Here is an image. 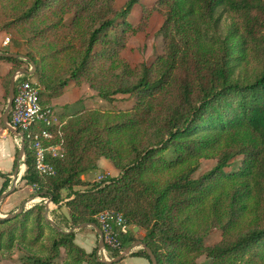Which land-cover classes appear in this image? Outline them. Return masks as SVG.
Listing matches in <instances>:
<instances>
[{
    "label": "trees",
    "instance_id": "trees-1",
    "mask_svg": "<svg viewBox=\"0 0 264 264\" xmlns=\"http://www.w3.org/2000/svg\"><path fill=\"white\" fill-rule=\"evenodd\" d=\"M114 2L104 0L95 12L100 27L88 35L73 77L108 57L111 69L120 72L112 84L100 88L99 97L111 103L117 96L136 101L116 117L101 111L84 115L83 109L62 127L54 124L52 144L63 148L64 157L52 161L56 173L45 177L36 170L27 146L24 185L58 207L63 193L69 192L71 228L86 223L100 227L96 216L104 211L121 214L129 226L146 231L141 241L158 264H198L202 256L211 260L209 264H264V0H157L148 12L155 9L164 17L158 33L165 51L152 64L136 67L121 56L124 40L109 35L119 28L122 35L129 29L144 30L143 21L137 28L128 23L143 0H127L110 19ZM59 13H74L69 33L85 15H92V9L75 0H32L12 23ZM116 16L123 21L119 25ZM56 30L49 28L51 33ZM99 42L105 48L95 53ZM1 60L21 61L0 56ZM101 77L98 73L96 79ZM68 85L48 86L50 100L60 97ZM239 157L241 168L226 173ZM101 158L111 161L119 177L97 184L84 181L82 176L96 170ZM202 159L216 160L217 165L194 179ZM0 177L1 196L10 180L2 172ZM36 207H41L42 216L44 207ZM19 217L0 220V225ZM212 228L221 229L223 239L207 246L204 236ZM54 232L51 255L28 257L23 264H53L61 248L76 263L102 264L97 250L89 253L76 243L75 232ZM137 241L129 231L122 251ZM120 254L114 252L113 257ZM131 256L150 262L144 249Z\"/></svg>",
    "mask_w": 264,
    "mask_h": 264
},
{
    "label": "rangeland",
    "instance_id": "rangeland-1",
    "mask_svg": "<svg viewBox=\"0 0 264 264\" xmlns=\"http://www.w3.org/2000/svg\"><path fill=\"white\" fill-rule=\"evenodd\" d=\"M32 0H0V53L3 54H18L25 57L35 58L37 72L31 78L38 81L43 87L42 105L51 110L53 115V122L56 126L62 127L67 122L70 116H73L77 111L86 110L84 115L89 112L101 111L104 114H111V116H119L123 110L131 107L135 103V99L127 96H117L115 102L104 101L99 97L100 88H106L107 84H112L115 75L120 72L111 69V61L108 57L98 60L92 67V70L86 71L78 77H73L83 57L85 50V42L88 35L95 29L100 27V23L94 20L95 12L103 5L104 0H75L78 6L85 8L88 5L92 9V15L88 14L83 17V21L79 24L73 25L68 29L73 21L74 13L67 15L57 14L49 16H42L38 19H33L24 23H12L14 19L19 17L30 6ZM127 0H115L113 4V14L109 16L113 19L114 15L119 13L124 7ZM157 3V0H148L142 3L139 7L133 9L131 15L128 17V23L133 28H137L142 21L145 24L143 31L134 33L129 29L126 34L122 35L121 28L118 31L110 32L109 38L124 40L125 47L121 50V56L125 59L131 67H136L141 63L148 65L152 64L158 56L165 51L164 38L159 35V30L164 23V17L157 11L152 9ZM146 8V11L144 9ZM146 13L147 16L144 14ZM118 16H116L117 19ZM144 18V19H143ZM63 21L62 25L60 21ZM122 19H117V25L122 23ZM10 23L13 26H8ZM55 26L57 29L54 33L49 31V28ZM8 43L6 44V42ZM105 48L102 42H99L94 52L98 53ZM31 56V57H30ZM19 62L0 61V134L11 136L13 162L17 161L20 147L9 132H7L2 124V117L7 108L9 100V88L13 74L19 68H26L31 70V63L22 59ZM101 73L102 77L97 80V74ZM61 82H68L70 88L82 87L83 95L81 100L71 106L53 105L49 98L47 87H54ZM85 87V89H84ZM123 98V99H121ZM61 150L63 148L61 147ZM64 151V150H63ZM242 157L234 159L225 169L226 173L236 172L241 168ZM22 167L24 161L21 162ZM7 164V162H6ZM217 165V161L213 159H202L200 167L193 175L194 179L201 178L212 172ZM5 172V164H0ZM14 165L9 169L7 175L10 180L11 190L14 183L13 176L15 171ZM26 166L21 175L25 174ZM103 175V174H102ZM101 177V176H100ZM98 177L97 179L99 180ZM109 178V176L103 175ZM1 179V178H0ZM96 179V180H97ZM4 182V180H3ZM96 184L98 183L95 181ZM93 182V183H95ZM3 184V183H2ZM24 182L19 180L17 182L16 192L12 194L0 205V216L2 218L7 215L16 213L24 202H26V211L19 215V219L12 223L0 225V264H23L28 257L48 258L51 255V246L53 240L56 238L54 227L46 219V199L40 198V195L35 194L31 186L26 188ZM26 188V189H25ZM86 187H76L77 190H84ZM90 188V187H87ZM25 189V190H24ZM69 192L63 193L65 197L61 203V207L52 204L48 211V218L52 220L56 226L63 231H70L71 224L66 221L62 207L65 203ZM33 198H35L33 200ZM43 206V215H40L41 207ZM135 226V225H133ZM82 229L80 232H84ZM87 230L94 229L90 228ZM138 240L146 236V231L136 226ZM140 232L144 236L141 237ZM76 233V234H79ZM93 244L90 246L89 253L94 250L98 251L99 236L95 232ZM136 236V235H135ZM77 239V238H76ZM223 239V232L219 228H212L210 232L204 236V242L207 246H214L220 243ZM77 243V242H76ZM78 244V243H77ZM80 246V245H79ZM88 252V251H87ZM98 255V253H97ZM116 258V257H115ZM109 260H112L108 258ZM98 261V260H97ZM211 260L206 256L198 259V264H209ZM53 264H90L87 262L76 263L73 255H70L65 248L60 249V255L55 259Z\"/></svg>",
    "mask_w": 264,
    "mask_h": 264
},
{
    "label": "built area",
    "instance_id": "built-area-1",
    "mask_svg": "<svg viewBox=\"0 0 264 264\" xmlns=\"http://www.w3.org/2000/svg\"><path fill=\"white\" fill-rule=\"evenodd\" d=\"M42 92L43 87L38 81L31 77L18 76L15 80V98L9 124L17 132L24 134L26 146L33 151L38 173L52 177L56 173L52 161L63 158L64 151L60 146L52 144L53 133L50 128L54 125L53 115L49 108L42 105ZM16 141L21 146V139ZM106 179L107 177L102 176L97 182ZM44 199L48 201L49 198ZM96 218L103 232L105 246L104 251H97V260H109L110 256L114 258V252H123V236L130 231L131 226L121 214L114 211L101 212Z\"/></svg>",
    "mask_w": 264,
    "mask_h": 264
},
{
    "label": "water",
    "instance_id": "water-1",
    "mask_svg": "<svg viewBox=\"0 0 264 264\" xmlns=\"http://www.w3.org/2000/svg\"><path fill=\"white\" fill-rule=\"evenodd\" d=\"M0 56H3L5 58H12V59H22L25 61H29L31 63V70H28L26 68H19L12 76L11 78V82H10V88H9V100H8V105L7 108L3 114L2 117V123L4 125V128L7 132H9L13 137L17 138V139H21V147L19 150V154H18V158H17V162H16V168L14 171V176H13V180L14 183L12 184L11 190H9L8 192L3 193L0 196V205L2 204V202L4 200H6L8 197H10L12 194H14L16 192V188H17V182L19 180L22 179L21 175V168H22V161H24L25 163V158H26V143H25V137L23 133H19L16 130H14L10 124H9V118H10V112L11 109L13 107V103H14V98H15V80L18 76H27V77H32L36 75L37 72V68H36V64L35 62L29 58V57H25L22 55H18V54H3L0 53ZM25 166V164H23ZM43 196H40V198ZM35 198H33L34 200ZM46 219L51 223V225L59 232H64V233H72L75 232L77 230H82L85 228H92L95 230V232L97 233V235L99 236V244H98V251H104L105 246H104V240H103V232L101 230V228L95 224H82V225H78L73 227L70 231H63L61 228H59L58 226L55 225V223L50 220L48 218V211L50 209V205L53 204L52 199H48V201L46 202ZM26 207V202H24L22 204V206L19 208V210L11 215H7L6 217L2 218L0 216V220H13L15 218H17L19 215H21L22 213H24L26 211L25 209ZM137 248H141L144 249L149 258H150V264H158L157 258L155 256V254L153 253V251L151 250V248H149L143 241H137L136 243H134L132 246H129L128 248H126L121 254L120 256L112 259V260H107V259H101L98 260L100 263L102 264H118L119 262H121L122 260H124L125 257L129 256L132 254V252L137 249Z\"/></svg>",
    "mask_w": 264,
    "mask_h": 264
},
{
    "label": "crops",
    "instance_id": "crops-1",
    "mask_svg": "<svg viewBox=\"0 0 264 264\" xmlns=\"http://www.w3.org/2000/svg\"><path fill=\"white\" fill-rule=\"evenodd\" d=\"M145 1H148V0H143L142 3H145ZM140 5H137L136 7H139ZM84 89H85V87H84ZM84 91H86V89L83 90L82 87L81 88L80 87L70 88V85H68L60 97H57V98L52 100L53 105L54 106L55 105L71 106L73 104H76L82 99L81 96L83 95ZM12 139L13 138L11 136H5L3 134H0V164H2V163L5 164V168H4L5 172L2 168H0V172H2L4 174H7L9 172V169H11V167L14 165V162H13L14 158L12 157L13 156ZM6 162H7V164H6ZM102 174L109 176V178H117L120 175V171L111 163L110 160H108L106 158H101L98 161V168L94 171H91V172L84 174L82 176V179L86 182H92L93 183L95 181H98L97 178L100 176L102 177L103 176ZM2 183H3V179L1 178L0 179V190L2 188ZM26 188H29V187L27 186ZM18 193H20V192H16L15 194H18ZM66 200H69V199H66ZM66 202L64 203L62 210H63V213L65 215L66 221L69 223L70 217H69L68 209L66 207ZM85 229L86 230L84 232H80V233H79V231H82V230L75 231V233H79V234H76V238H77L76 242L78 243V245H80L82 248H84L86 251L89 252L90 246L93 244V241H94L96 234L92 230H87L90 228H85ZM135 229H136V226L132 225L130 227V231L134 234V236L136 235L135 236L136 238H138L137 233H135L136 232ZM140 235H141V237L144 236L143 232H140ZM140 249L141 248H137L133 252L138 251ZM118 264H150V262L145 258L133 257V256L129 255V256L125 257L124 260H122Z\"/></svg>",
    "mask_w": 264,
    "mask_h": 264
},
{
    "label": "bare ground",
    "instance_id": "bare-ground-1",
    "mask_svg": "<svg viewBox=\"0 0 264 264\" xmlns=\"http://www.w3.org/2000/svg\"><path fill=\"white\" fill-rule=\"evenodd\" d=\"M21 169H22V172H23L24 171V166Z\"/></svg>",
    "mask_w": 264,
    "mask_h": 264
}]
</instances>
